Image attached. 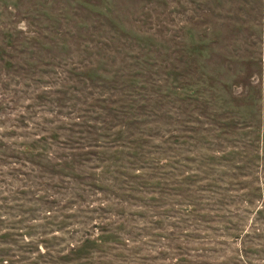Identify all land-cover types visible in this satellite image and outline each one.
<instances>
[{
    "label": "rangeland",
    "instance_id": "1",
    "mask_svg": "<svg viewBox=\"0 0 264 264\" xmlns=\"http://www.w3.org/2000/svg\"><path fill=\"white\" fill-rule=\"evenodd\" d=\"M0 264H264V0H0Z\"/></svg>",
    "mask_w": 264,
    "mask_h": 264
}]
</instances>
